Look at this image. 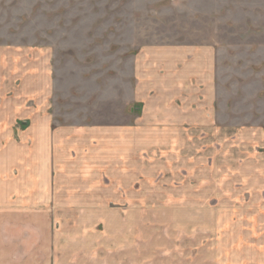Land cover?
Listing matches in <instances>:
<instances>
[{
    "label": "rangeland",
    "instance_id": "rangeland-1",
    "mask_svg": "<svg viewBox=\"0 0 264 264\" xmlns=\"http://www.w3.org/2000/svg\"><path fill=\"white\" fill-rule=\"evenodd\" d=\"M0 49L51 66L50 102L71 122L137 129L144 106L156 110L140 102V56L175 52L197 75L215 63L212 99L197 77L188 106L216 127L178 138L168 169L142 149L161 138L137 133L132 193L119 186L98 209L54 192L52 264H264V0H0ZM162 60L155 81L169 72Z\"/></svg>",
    "mask_w": 264,
    "mask_h": 264
},
{
    "label": "crops",
    "instance_id": "crops-1",
    "mask_svg": "<svg viewBox=\"0 0 264 264\" xmlns=\"http://www.w3.org/2000/svg\"><path fill=\"white\" fill-rule=\"evenodd\" d=\"M12 51L18 56H0V264H52L49 248H56L52 246L53 239L49 243V235L55 231L49 218L55 216L56 208L49 203L57 200L54 192H61L59 201L64 206L72 203L84 207V202L89 201L99 203L98 209H103L100 203L107 201L111 193L120 200L119 186H128V193H132L136 180H130L141 151L137 148V133L161 138L151 144L150 140L144 141L150 145L142 149L158 154V163L168 169L163 160L183 149L178 138L216 127L205 121L199 111L191 112L198 104L199 90L193 87L197 77L208 87V100L212 99L215 63L214 68L206 63V70L197 75V71L191 73L200 67L195 61L180 72L175 52H147L140 56L144 60H139L144 72L138 73L139 97L144 98L140 102L147 103V97L156 110L149 114L147 103L142 116L147 118V125L137 129L136 124L71 122L69 114L62 109L57 113L50 102L56 90L51 66L40 69L41 62L32 51L35 65L30 67L25 50ZM162 58H167L169 72L155 81L154 68ZM152 88H156L153 96L149 94ZM176 98L182 106L176 105L186 111L176 109Z\"/></svg>",
    "mask_w": 264,
    "mask_h": 264
}]
</instances>
